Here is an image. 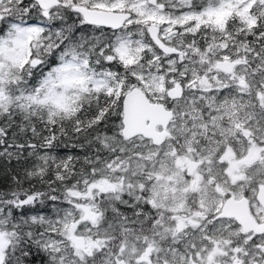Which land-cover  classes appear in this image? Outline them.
<instances>
[{
    "label": "snow or ice",
    "instance_id": "6c2138e0",
    "mask_svg": "<svg viewBox=\"0 0 264 264\" xmlns=\"http://www.w3.org/2000/svg\"><path fill=\"white\" fill-rule=\"evenodd\" d=\"M0 264H264V0H0Z\"/></svg>",
    "mask_w": 264,
    "mask_h": 264
}]
</instances>
